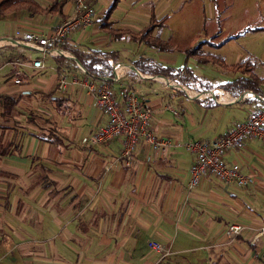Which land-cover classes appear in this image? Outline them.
Returning <instances> with one entry per match:
<instances>
[{"label": "crops", "instance_id": "0c3cea01", "mask_svg": "<svg viewBox=\"0 0 264 264\" xmlns=\"http://www.w3.org/2000/svg\"><path fill=\"white\" fill-rule=\"evenodd\" d=\"M181 1L92 0L93 24L59 44L73 56L75 51L117 55V64L108 62L112 70L100 63L84 68L96 76L97 83L106 81L115 88L121 105L128 91L137 89L141 103L153 109L157 135L172 141L165 157L141 141L127 162L120 138L104 145L92 143V135L106 122L104 114L83 86L71 85L65 92L56 89L58 69H66L70 79H84L77 62L48 56L44 70L22 65L26 79L15 84L11 62L24 55L12 45L0 47V250L14 260L23 264H264V234L256 238L264 228V145L249 137L224 154L227 163L254 177L253 184L242 188L211 175L190 191L195 156L179 144L214 140L245 121L251 109L262 107L264 84L260 93L248 91L253 95L239 97L221 85L243 76L264 77L254 72L255 58L256 63L246 68L252 57L240 54L229 61L231 54H222L220 47L230 39L199 44L213 56L206 63L194 59L203 65L202 76L188 66L191 59L178 63L174 53L185 52L174 51V46H191L176 43L185 36L165 29L169 9ZM30 2L0 14V39L13 36L17 29L50 34L73 13L70 0ZM152 22L161 25L148 37L171 48L159 49L140 38ZM221 32L215 31V36ZM148 52L159 53L153 58ZM32 54L38 57L41 52L32 50ZM141 59L191 69L198 82L185 72L181 79L170 80L201 96L171 84L164 87L162 77L144 79L128 72ZM209 65L247 75L226 79L231 77L205 73ZM208 92L219 94L218 101ZM9 97L14 99L12 108ZM234 223L243 225V230L238 237L228 238L226 230ZM151 241L172 253L162 258L148 246Z\"/></svg>", "mask_w": 264, "mask_h": 264}, {"label": "built area", "instance_id": "2783aa9c", "mask_svg": "<svg viewBox=\"0 0 264 264\" xmlns=\"http://www.w3.org/2000/svg\"><path fill=\"white\" fill-rule=\"evenodd\" d=\"M70 1L73 3L72 16L57 24L50 34L17 29L13 36L0 39V47L12 45L24 55L23 59L11 62L15 84H21L26 79L22 65L28 64L33 69L40 71L46 68L45 60L48 56H65L68 59L70 56L74 57L70 53L66 54L59 44L66 42L73 34L90 27L94 22L95 9L90 0ZM32 50L39 51L41 54L34 57ZM79 69L86 74L82 80L79 78L70 79L66 69H58L56 89L65 92L71 85L83 86L86 93L92 98L93 105L104 114L106 122L94 132L91 137L92 143L104 145L120 138L121 155L127 162L131 161L136 146L141 141L146 143L158 156L165 157L172 141L157 135L152 126L153 109L141 103L137 89L131 88L121 105L110 93L108 82L97 83L93 73L87 72L81 67ZM192 92L196 97L201 96L200 92ZM218 95L208 92V97H214L216 101H218ZM245 95L252 96L253 94L246 93ZM260 99L263 103L262 107L251 109L245 121L235 125L224 135L214 140L179 143L195 156L190 169L188 183L190 191L198 187L207 174L221 182L235 184L242 188L254 183L255 179L252 175L242 174L236 164L227 163L224 160V154L230 149L242 146L249 137L264 145V97L261 96ZM242 230L243 225L234 223L230 225L228 234L231 238H236ZM261 234H264V228L260 230L256 238ZM149 247L160 253L162 258L171 253L169 248L156 241H151Z\"/></svg>", "mask_w": 264, "mask_h": 264}, {"label": "rangeland", "instance_id": "374dc122", "mask_svg": "<svg viewBox=\"0 0 264 264\" xmlns=\"http://www.w3.org/2000/svg\"><path fill=\"white\" fill-rule=\"evenodd\" d=\"M169 14L171 16L170 23L165 31H172L174 36L181 35L186 38L175 40L176 43L187 44L191 46L188 49L192 50L204 41L219 43L228 37L230 40L220 47L222 54H231L230 59L228 58L229 61L238 59L240 54L252 57L251 62L246 64V68L256 63L253 61L255 58L258 63L254 72L258 76L264 77V0H182L178 5L169 9ZM217 30H222V32L220 36L216 37L214 32ZM148 53L155 58L159 52ZM174 55L178 59V63H183L187 58V61L191 59L188 66L193 71L195 70L196 74L204 75L202 69H199L203 65L194 60L203 57L200 52L196 51L190 57H187L183 52H175ZM209 66L205 73H221L222 77H231L226 79H232L236 74L237 76L247 75L246 72L231 67ZM163 84L164 87L169 85L166 82ZM110 93L117 98L115 88L110 87ZM208 176L211 175L207 174ZM229 227L226 230L227 237L231 238L228 234ZM170 252L172 253L171 250ZM0 264H23V262L14 260V256L2 249L0 250Z\"/></svg>", "mask_w": 264, "mask_h": 264}, {"label": "trees", "instance_id": "16d2710c", "mask_svg": "<svg viewBox=\"0 0 264 264\" xmlns=\"http://www.w3.org/2000/svg\"><path fill=\"white\" fill-rule=\"evenodd\" d=\"M31 0H0V14L5 15L11 10H14L16 7L24 6L26 7L27 4L31 3ZM118 1V0H116ZM90 3H92V0H90ZM92 5V4H91ZM161 25L160 23L152 22L148 27H146L140 38H142L144 41L151 43L158 47L159 49H165V48H171V45H165L160 39L158 38H149V33L154 29V27ZM120 35L118 34L116 37H119ZM229 39L228 37L224 38L220 43H224V41H227ZM219 45V44H218ZM184 51L187 57H190L193 53L196 51L200 52L203 57L198 58V61L201 63H206L213 61L212 58L213 56H209V54H205L201 50V45L194 47L192 50H189L188 48H180L174 46V51ZM76 59L81 63L83 66L91 67L92 63H100L102 64L107 70H112L113 65H110L108 62L112 60L113 64L118 63V58L117 55L114 53H104V52H94L90 55L83 54L79 51L72 52ZM216 59V58H215ZM91 61L88 63V61ZM215 63H218L216 60H214ZM136 68L140 70L142 73L145 74H152L156 76H163L168 79H181V73L185 72L188 74H191L193 77V81L198 82V77L193 74L191 69L189 68H184L182 69H177L173 67H166V66H160L156 65L154 63L146 62L144 60H139L135 64ZM119 71H117L118 73ZM261 84H264V79H259L255 75H249L247 77H239L235 81L232 82H227L225 84L221 85V88H223L225 91L233 94L235 97L241 96L243 93H246L248 91H252L254 93H260V86ZM211 89H208L209 91ZM14 99L9 97V108H12L14 106Z\"/></svg>", "mask_w": 264, "mask_h": 264}, {"label": "water", "instance_id": "95a60500", "mask_svg": "<svg viewBox=\"0 0 264 264\" xmlns=\"http://www.w3.org/2000/svg\"><path fill=\"white\" fill-rule=\"evenodd\" d=\"M70 59H72V60H74L75 62H77L81 68H83L85 71H87V70L84 68V66L81 65V63H80L75 57H71V56H70ZM130 67H131V68H129L128 72H134V73H136L138 76H140L141 78H144V79H156L157 77H162V78L164 79V81H165L167 84H171L172 86H174V87H176V88H180V89L183 90V91H187V92L190 91V92H192V90L186 88L185 86H181V85L177 84L176 82H174V81H172V80H170V79H168V78H165V77H163V76H154V75H150V74H148V75H143V74H141V73L137 70V68H135V66H130ZM122 72H123V71H122ZM117 77H118V75H117ZM105 79H107V80H111L112 77L105 78Z\"/></svg>", "mask_w": 264, "mask_h": 264}, {"label": "bare ground", "instance_id": "6f19581e", "mask_svg": "<svg viewBox=\"0 0 264 264\" xmlns=\"http://www.w3.org/2000/svg\"><path fill=\"white\" fill-rule=\"evenodd\" d=\"M193 95H195L193 92H191Z\"/></svg>", "mask_w": 264, "mask_h": 264}]
</instances>
